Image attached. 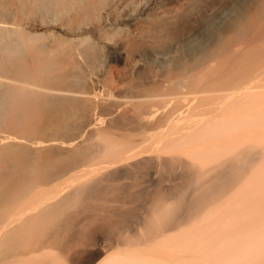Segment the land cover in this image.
<instances>
[{"label": "bare ground", "instance_id": "bare-ground-1", "mask_svg": "<svg viewBox=\"0 0 264 264\" xmlns=\"http://www.w3.org/2000/svg\"><path fill=\"white\" fill-rule=\"evenodd\" d=\"M162 1L151 0L143 11L163 13ZM140 2L0 0V264L34 262L33 255L48 247L41 237L58 226L71 202L89 191V183L146 158L182 159L168 148L191 146L206 136L208 69L199 77L153 73L144 58L129 59L133 39H152L137 14ZM263 35L264 25L220 66ZM109 45L113 60L129 66L118 79H109L112 63L102 56ZM69 181L72 185L51 201L26 207L48 186ZM210 215L195 218L204 221L193 235L205 249H232L255 233L227 225L216 231L209 227L218 220L213 224ZM182 232L186 227H154L146 245L160 247ZM187 263L200 264L182 261Z\"/></svg>", "mask_w": 264, "mask_h": 264}, {"label": "rangeland", "instance_id": "rangeland-1", "mask_svg": "<svg viewBox=\"0 0 264 264\" xmlns=\"http://www.w3.org/2000/svg\"><path fill=\"white\" fill-rule=\"evenodd\" d=\"M150 1L141 0L137 14L152 39H133L129 59L144 58L153 73L199 77L208 69L207 134L188 148H168L182 159L146 158L93 180L58 226L41 237L48 247L30 264H182L186 258L200 264H264V35L220 66L264 25V0H163V13L147 16L143 9ZM108 48L102 51L113 67L108 76L118 79L129 66L114 61L113 46ZM70 185L48 186L25 205L36 209ZM198 215L211 216L206 226L217 219L209 227L216 231L227 225L255 233L245 237L249 244L205 249L195 237L204 226L195 220ZM154 227L189 231L156 248L146 245Z\"/></svg>", "mask_w": 264, "mask_h": 264}]
</instances>
